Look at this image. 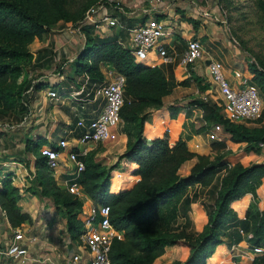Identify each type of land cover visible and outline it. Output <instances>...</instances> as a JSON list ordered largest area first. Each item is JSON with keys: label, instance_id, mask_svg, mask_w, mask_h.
<instances>
[{"label": "trees", "instance_id": "obj_1", "mask_svg": "<svg viewBox=\"0 0 264 264\" xmlns=\"http://www.w3.org/2000/svg\"><path fill=\"white\" fill-rule=\"evenodd\" d=\"M97 1L99 0H93L91 5ZM65 3L66 0H0V55L15 53L18 56L21 53L20 47H24L35 37L45 33L46 26L51 20H55V16L66 20L68 16L63 11ZM89 7L81 13L80 22ZM81 29L85 37V45L77 57L76 68L78 70L85 68L91 79L97 81L104 79L99 66L102 63L122 74L125 77V86L124 103L119 112L124 123L121 131L125 133L127 125L133 124L136 120L138 130L141 132L145 115L134 114L132 105L139 103L144 107L160 106L162 96L172 91L174 86L166 80L158 67L143 66L135 60L128 49L121 47L117 42L96 44L91 36V28ZM11 67V63L0 60V77L6 75ZM192 77L197 78L194 74ZM186 82L187 80H184L180 84ZM209 87L205 84L202 92ZM21 96L18 99L19 104L30 105L31 96L23 93ZM213 116L215 117L213 127L222 124L231 134L233 141L246 144L244 149L246 152H261L260 143L264 142V125L250 128L245 123L229 121L221 113ZM213 148L217 153L212 154L211 157L193 152L185 140L170 138L168 131L150 141L143 140L139 136L123 155L134 165L130 171V177L135 180L132 186L119 189L118 184L112 182L105 168L86 163L80 180L83 196L79 198L55 185L51 177L52 170L47 166L44 157H38L39 163L34 177L39 182L43 195H49L53 203L62 208L67 231L72 240L78 239L82 231V222L78 218V213L86 199L91 200L95 206H109L111 224L115 229L123 232V239H114L112 243L111 264H152L164 253L167 245L182 247L183 258L176 264H199L194 261L193 256L201 245L194 238L186 235H161L159 226L150 219L170 199L186 192L191 186L204 183L208 176L215 175L227 167L228 161L226 162L224 158L229 155L230 150L226 149V143H216ZM190 160L195 161V165L187 175L180 176L181 166ZM263 175L264 166L241 164L231 170L223 186L214 187L217 198L206 223L210 230L208 240L223 241L228 248H231L244 239L240 229L247 232L246 228H236L237 224L227 225L225 218L229 214L231 201L240 198L248 191L255 192ZM249 184V188L243 193V189ZM18 199V188L11 184L10 179L4 181L3 188L0 189V207L11 227L15 229L30 219L28 214L22 212L17 203ZM185 201L187 205L191 202L188 197ZM138 215H144L149 220L137 221ZM252 216L258 218L254 223V237L250 240L254 245H262L264 244L261 243L264 237V212L259 211L257 215Z\"/></svg>", "mask_w": 264, "mask_h": 264}, {"label": "crops", "instance_id": "obj_2", "mask_svg": "<svg viewBox=\"0 0 264 264\" xmlns=\"http://www.w3.org/2000/svg\"><path fill=\"white\" fill-rule=\"evenodd\" d=\"M99 1L107 4V14L115 20V24L109 25L98 21L99 23L96 24L85 22L80 28L79 25L76 26V30L78 28L84 40L72 58H69L70 62H73L84 48L85 37L83 32H81L83 27L91 28V36L96 44L117 42L121 47L128 49L130 28L132 26L144 24L150 18H155L164 24V34L159 42L166 49L169 59L164 60L157 52L151 51L145 60H136L145 67H158L166 80L174 86L173 92L168 94L164 100V102L166 101L165 104L168 105H163V107L150 113L151 129L147 132L151 134L146 133L148 139L158 136L159 134L154 133L156 131L158 133L159 130L157 129L164 124L174 128L177 133L182 130L181 122L172 119L173 112L172 109H169V106H183L185 104V102L180 101L183 100L185 96L183 93H186L187 89L181 87L180 83L188 79L192 74L197 77L193 80L196 84L202 81L204 86L205 84L210 86L203 91L201 96L209 94L208 96L212 97V106L220 107L218 111L225 115L224 109H221V96L217 88H215L208 65L212 60L220 61L224 66V74L227 79L231 83L236 84L235 71L241 70L245 74H250V63L248 56L244 54L240 45L234 41L233 37L227 34V28L218 23L222 20H217L218 4L215 0H112L113 3L111 4L106 2V0ZM192 38H198L202 43L204 58L187 66L182 62V58L187 50L188 42ZM67 43L71 44V48H75V44L71 39ZM48 46L49 44L35 53L39 65H43V61H48V65L52 60H49L46 56L47 49L50 48ZM99 66L104 77L107 64L102 63ZM63 70L62 67L57 70V74H60L61 77L54 78V80L48 79L51 81L48 85H46L48 80H44L31 95L30 104L34 107V112H32L31 118L27 121V127L30 128L25 134L30 138L27 140V149L31 150L33 170L25 165L22 160H16L11 155V152L0 153V189L3 188L4 181L10 179L11 184L19 190L17 202L19 207L22 212L30 216V219L19 227L23 234L20 244L27 249V258L23 264H87L88 254L83 250L79 251L76 244L77 240L70 238L63 214L57 212L55 205L51 203V198L41 192L39 182L34 177L36 170L34 174H30L36 169L35 159L42 157L40 156V150L43 147L54 146L57 141L66 139L70 148H84L85 145L78 144L77 141L79 135L84 131V127L78 126L77 122L81 117L86 118L87 122L95 116L101 107V98L87 102L83 100L85 96H82L83 98L81 99V96H74L73 94V91L83 85H85V92L92 94L94 87L98 84L99 81L97 80L90 82L88 80L89 74L85 71L84 73L88 79L85 78V80L76 85L69 84V90L66 92L68 100L63 106H54L53 104L56 102L54 100L57 98L51 99L47 92L48 90L56 91L65 86L67 78L64 77ZM41 71L45 72L44 69H41ZM197 92L199 93V89ZM177 122L179 125H177ZM215 126H212V130L195 134L193 138H189L188 145H190V150L199 152V154H208L211 151L216 154L217 152L214 151L213 145L225 142L226 149L230 150L229 154L232 153L228 155V159L227 156L225 159L232 164L243 161V165H249L252 159H257L259 155H264V149L261 150L262 154H257L254 151L246 152L244 150L246 147L245 143H234L231 134L225 130L223 125ZM177 133L172 136L177 137ZM211 134H214L216 138H211ZM123 136L124 134L120 131L116 142L120 141ZM16 141L7 139V142H10L9 146H11V149L15 148L23 151L21 147L25 144ZM87 146L89 154L96 148L95 144H88ZM236 148L237 150H235ZM254 154H256L255 157H252ZM62 164L56 170L55 175H53V180L56 181L59 187L65 188L70 171L66 176L64 168L67 163L63 162ZM192 165L194 166L193 162L189 164V161H186L182 168L190 169L193 167ZM257 165L261 166L263 164ZM201 185L191 186L188 191L194 190L197 192ZM214 187L216 188V186ZM91 204V200L86 199L83 204V210L88 209ZM229 209V214L225 219L226 224L230 226L237 224L236 228L244 227L247 232L244 231L245 234H242L244 239L241 242L232 246L234 247L235 258L232 259V255L230 256L229 254V250L232 247L227 249L228 252L224 264H264V253L254 254L251 250L254 244L248 237L249 234H253L254 223L258 218V216L253 217L252 215H257L259 211L261 213L264 212V175L255 192L254 190L248 191L240 198L232 200ZM81 216L82 214L79 215L78 213V218ZM14 231L15 228L11 227L4 211L0 207V249L8 245ZM261 243H264V237ZM169 251L174 253V256L169 258L179 257L182 253L178 245L169 246L160 258L165 259ZM77 252L81 254V259L77 263H72L71 257ZM221 258L222 256L219 257L217 264H220ZM0 264L21 263L17 260L0 256Z\"/></svg>", "mask_w": 264, "mask_h": 264}, {"label": "rangeland", "instance_id": "obj_3", "mask_svg": "<svg viewBox=\"0 0 264 264\" xmlns=\"http://www.w3.org/2000/svg\"><path fill=\"white\" fill-rule=\"evenodd\" d=\"M215 1L218 4L217 20H222L218 23L227 28V34L239 43L238 45H240L244 54L248 56L250 75L254 83L258 85L260 95L264 98V0ZM92 2L93 0H66L63 9L68 16L66 20L58 19L55 16V20H51L46 26L47 31L45 33L40 37H35L24 47H20L21 53L18 56H16L15 53H6L4 56L0 55L1 61H7L12 64L10 71L7 72L6 75L0 77V153L5 154L11 152V155L15 157L16 160H22L25 165L32 168V170L34 168L31 164L33 158L31 150L27 149V140L29 137L25 134V132L29 131L30 127H27L28 122L23 125H20V122L27 113H30L29 118H31L30 116L32 112H34V107L31 104L23 106L21 102V104H19L18 99L22 97V93L23 95L31 96L32 93L36 91L35 89L39 88L40 84H42L41 82L44 80H54V78L61 77L60 74H57V70L62 67L64 69L63 75L67 78V81L63 88L56 90V95L58 96L56 97L57 99L54 100L56 102L53 104L54 106L60 107L68 100L66 98V92L69 90L68 85L79 84L87 78L84 73V71H87L85 68H82V70L76 68L77 58L73 62H70L69 58H72L73 54H75L79 48V45L83 44L84 39L78 28L76 30V26L79 25L81 13L85 8L89 7ZM70 39L75 44V48H71V44L67 43ZM48 44L50 48L47 49L46 56L49 60H52L48 65V61H43V65H39L35 53ZM41 69H44L45 72H42ZM49 80L46 85L51 82ZM88 80L93 82L90 76ZM186 80L187 82L185 84H180L181 87L187 89L186 93H183L185 95L183 100L180 101L185 102V104L183 106H169V109H172L173 112L172 119L181 122L182 130H180V132L178 131L177 133L174 128H170L168 124H164L157 129L159 130L158 133H156L157 131L154 133L157 135L159 134L158 136L148 139L146 135V133H150L147 131L151 129L150 113L155 109L163 107V105H168L165 104L166 101L164 102V100L168 94L173 92L170 91L162 96L160 106L150 105L144 107L139 103L132 105L134 114L145 115L143 130L141 132L138 130V122L135 120L133 124L127 125L126 131L123 133L124 136L120 141L97 143L96 148L91 151L90 154L88 153L89 155L85 158V163H87V165L90 164L95 167L105 168L106 172L111 176L112 182L117 183L119 189L130 188L135 181L130 177V171L134 165L123 155L139 136L143 140L150 141L162 136L164 132L168 131L170 138L174 140H185L188 145V139L193 138V135L205 133L207 130H210L212 126H214L213 120L215 117L213 115L217 113L220 114V112L217 111L218 106H212V97L208 96L207 99H204L201 96L204 87L202 81L199 84H196V82L193 81L194 78L192 75ZM198 89L199 93L197 92ZM178 122L177 125H179ZM245 124L250 128L263 126L264 113L257 120L246 122ZM219 125L222 126V124ZM176 133L177 137L172 136L176 135ZM7 139L17 140L18 142L25 144L24 146L21 144L23 146L21 147L23 151L15 148L11 149V146H9L10 142H7ZM234 143L237 142L234 141ZM235 145L237 146V144ZM189 146L190 145H188V147ZM235 150H237V148ZM212 154V151L208 154L202 153V155H210V157ZM257 154H262V151ZM255 155L256 154H254V156L252 155V157H255ZM225 158L224 160L226 161ZM261 161H264V155H259L257 159L251 160V164L244 166H252L254 164H263L261 166H264V162L258 163ZM192 162L195 165V161L193 160H190L189 164H192ZM242 162L243 161L232 164L228 161L227 167L220 173L208 176L204 183H201L202 185L200 184L201 188L197 192L194 190H187L174 199H170V201H168L165 206L161 207L158 212L153 215L152 219H150L159 226L161 235H186L194 238L198 244L201 245L200 248L195 250V255L193 256L196 263L217 264L220 256H222L220 264H224L226 261L225 257L228 252L227 249L229 248L223 241L208 240L210 230L207 228L206 223H208L209 212L212 210L215 199L217 198L214 186L216 185V188L223 186V182L231 170L240 166ZM38 163L39 162L36 158V169L30 172L31 175L34 174L35 170L37 171L36 166ZM182 166L179 170L180 176L187 175L193 168L186 169L185 167L182 168ZM71 168L72 166L67 163V166L64 168L66 176ZM56 170H52V178L53 175H55ZM80 180L81 177L79 178V182ZM54 182L55 185L58 186L56 181ZM249 186L250 184L243 189V193L249 188ZM60 188L65 189L61 186ZM46 196L49 197L47 194ZM186 197L190 198L191 201L188 205L185 201ZM51 203L52 205H55L57 212L62 213V208L53 203L52 199ZM77 207L75 208V212L77 211ZM136 219L137 221L149 220L144 215H138ZM169 246L174 245L165 246V250L168 249ZM181 250L182 247H180V251ZM167 255L165 259H162L159 256L152 262V264H176L183 258L182 253L176 258H169L174 256L173 252L169 251Z\"/></svg>", "mask_w": 264, "mask_h": 264}, {"label": "built area", "instance_id": "obj_4", "mask_svg": "<svg viewBox=\"0 0 264 264\" xmlns=\"http://www.w3.org/2000/svg\"><path fill=\"white\" fill-rule=\"evenodd\" d=\"M109 4L112 0H106ZM107 4L99 1L90 6L84 13L79 28L85 22L99 23L105 22L114 25L115 20L107 14ZM97 15V17H95ZM164 34L163 22L150 18L144 24L135 25L130 28V44L128 50L135 60H145L151 51L164 60H168L166 49L159 42ZM235 41V40H234ZM236 42V41H235ZM239 44L238 42H236ZM204 58L203 45L198 38H192L188 42L187 50L183 55L182 62L189 66ZM209 72L213 79L215 88L221 96V107L224 109L225 118L235 123H246L257 120L264 113V98L260 95L258 85L254 83L250 74H245L241 70L235 71L237 83H231L224 74V66L218 60L210 61ZM88 79V77L86 78ZM125 77L107 65L104 72V79L99 81L94 87L92 94L85 92V85L73 91L74 96H85L83 100L90 102L101 98V107L93 118L86 122V118H79L77 125L84 127V131L77 138L78 144L85 145L82 149L69 147L66 139L56 142L55 147H43L40 154L45 158L47 166L51 170H56L61 163L66 162L72 166L69 177L66 180L65 189L76 197L83 196L79 178L85 170V158L88 156V144L104 142H115L118 140L119 132L124 123L120 117V109L124 103ZM212 91V90H211ZM55 90H48L50 98H56ZM90 95H92L90 97ZM209 94L203 96L207 99ZM27 113L20 125L25 124L30 118ZM216 138L211 134V138ZM264 149V142L260 143ZM92 203V202H91ZM84 204V203H83ZM110 208L108 205L95 206L93 203L88 209L83 210V205L79 211V218L82 222V231L78 237L77 248L88 254L87 264H111L110 252L114 239H123V232L115 229L109 219ZM244 235V231L240 230ZM253 238V234L248 235ZM23 234L19 228L13 232V236L8 245L0 249V256L17 260L21 264L27 258V249L20 244ZM252 252L256 255L264 253V245H254ZM234 247L229 250L232 258H235ZM81 259L79 252L71 257L72 263H77Z\"/></svg>", "mask_w": 264, "mask_h": 264}, {"label": "clouds", "instance_id": "obj_5", "mask_svg": "<svg viewBox=\"0 0 264 264\" xmlns=\"http://www.w3.org/2000/svg\"><path fill=\"white\" fill-rule=\"evenodd\" d=\"M92 202V201H91Z\"/></svg>", "mask_w": 264, "mask_h": 264}]
</instances>
